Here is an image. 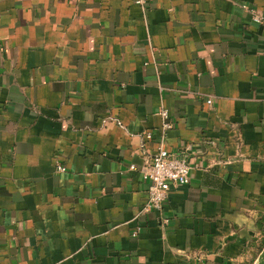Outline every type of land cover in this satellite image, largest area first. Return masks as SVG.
I'll use <instances>...</instances> for the list:
<instances>
[{"label": "crops", "instance_id": "0c3cea01", "mask_svg": "<svg viewBox=\"0 0 264 264\" xmlns=\"http://www.w3.org/2000/svg\"><path fill=\"white\" fill-rule=\"evenodd\" d=\"M186 146L144 211L141 171ZM263 240L264 0H0V264H251Z\"/></svg>", "mask_w": 264, "mask_h": 264}, {"label": "built area", "instance_id": "2783aa9c", "mask_svg": "<svg viewBox=\"0 0 264 264\" xmlns=\"http://www.w3.org/2000/svg\"><path fill=\"white\" fill-rule=\"evenodd\" d=\"M135 4L143 5L149 0H133ZM256 23H262L260 16L253 17ZM206 102L211 103V99L207 98ZM162 118L160 127V137H164L166 131L172 127L169 119V111L166 108H160L156 112ZM146 138H150V133H145ZM189 146L184 147L179 154L167 151L163 147H158L155 154L149 161L148 168L142 172V176L148 181L147 186V202L143 207L144 211L161 210L163 203L167 197L168 190L171 185H184L189 182L190 165L186 160V154ZM134 169V165L130 166ZM57 170L64 171V166H57ZM136 234V232H133Z\"/></svg>", "mask_w": 264, "mask_h": 264}, {"label": "water", "instance_id": "95a60500", "mask_svg": "<svg viewBox=\"0 0 264 264\" xmlns=\"http://www.w3.org/2000/svg\"><path fill=\"white\" fill-rule=\"evenodd\" d=\"M251 264H264V245L261 247Z\"/></svg>", "mask_w": 264, "mask_h": 264}, {"label": "trees", "instance_id": "16d2710c", "mask_svg": "<svg viewBox=\"0 0 264 264\" xmlns=\"http://www.w3.org/2000/svg\"><path fill=\"white\" fill-rule=\"evenodd\" d=\"M264 245V240L262 241V243H261V246H260V249H261V247Z\"/></svg>", "mask_w": 264, "mask_h": 264}]
</instances>
